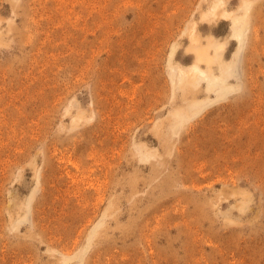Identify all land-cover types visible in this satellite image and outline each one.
Returning a JSON list of instances; mask_svg holds the SVG:
<instances>
[{
  "label": "rangeland",
  "instance_id": "374dc122",
  "mask_svg": "<svg viewBox=\"0 0 264 264\" xmlns=\"http://www.w3.org/2000/svg\"><path fill=\"white\" fill-rule=\"evenodd\" d=\"M0 264H264V0H0Z\"/></svg>",
  "mask_w": 264,
  "mask_h": 264
},
{
  "label": "bare ground",
  "instance_id": "6f19581e",
  "mask_svg": "<svg viewBox=\"0 0 264 264\" xmlns=\"http://www.w3.org/2000/svg\"><path fill=\"white\" fill-rule=\"evenodd\" d=\"M221 16L222 17H227V14L226 13H221ZM238 20H241V22H242V20L243 19H238ZM237 20V21H238ZM233 36H235L236 38H237V40L241 43V37H242V30L241 29H237V30H235V32H234V34H233ZM220 46L221 45H213V48H214V51H215V54L218 56V55H220L219 53H218V50L220 49ZM198 58L200 59V60H209V57L207 56V54L206 53H204L203 51H199V53H198ZM194 68H196V66L194 67ZM227 73H229L230 75H234V71H232V70H230V71H226ZM182 74H183V71L181 72ZM202 73V75L204 74V72H201ZM206 77H208L207 75H206ZM223 78H224V76H223ZM215 82H217L218 84H221L222 85V89H221V95L223 94V95H225V94H227L230 90H231V88L232 87H228V85L227 84H225V83H223L222 82V80L220 79V77H217V78H213V79H208V86L209 87H213V86H215L216 85V83Z\"/></svg>",
  "mask_w": 264,
  "mask_h": 264
}]
</instances>
